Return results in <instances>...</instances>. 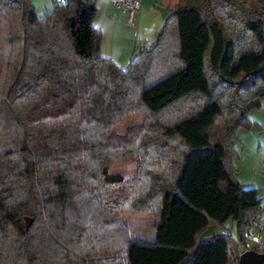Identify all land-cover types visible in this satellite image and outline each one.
<instances>
[{
    "label": "trees",
    "instance_id": "1",
    "mask_svg": "<svg viewBox=\"0 0 264 264\" xmlns=\"http://www.w3.org/2000/svg\"><path fill=\"white\" fill-rule=\"evenodd\" d=\"M96 14L97 0L42 17L0 0V264L264 254L246 237L263 199L233 165L264 102V0H180L125 70L101 56ZM130 162L132 177L109 174ZM124 215L150 218L154 238L132 237ZM228 220L234 236L217 231Z\"/></svg>",
    "mask_w": 264,
    "mask_h": 264
},
{
    "label": "crops",
    "instance_id": "2",
    "mask_svg": "<svg viewBox=\"0 0 264 264\" xmlns=\"http://www.w3.org/2000/svg\"><path fill=\"white\" fill-rule=\"evenodd\" d=\"M29 1L38 16H43L54 6L53 0ZM139 2L140 9L130 21L128 15L116 6L115 0H97L93 27L102 36L101 56L114 62L121 70L128 67L142 46L154 42L157 32L180 0ZM248 119L253 127L249 130L239 129L234 141L237 150V157L233 160L235 177L242 188L256 189L264 206V102L259 109L249 112ZM257 223L259 228L254 231L253 239L247 241H255L258 250L264 252V213Z\"/></svg>",
    "mask_w": 264,
    "mask_h": 264
},
{
    "label": "rangeland",
    "instance_id": "3",
    "mask_svg": "<svg viewBox=\"0 0 264 264\" xmlns=\"http://www.w3.org/2000/svg\"><path fill=\"white\" fill-rule=\"evenodd\" d=\"M39 17H42V14H39ZM108 37V36H107ZM125 68V67H124ZM126 69V68H125ZM134 122H128L126 125L122 126L119 129V133H123L125 128ZM136 164L133 162L124 163V164H116L109 167L108 172L112 175H120L124 178H130L135 173ZM124 224L128 227L130 235L136 239H153L155 235V231L152 227V220L150 218H142V217H134L129 215H124L122 217ZM236 224L228 220L224 225L219 226L217 231L220 233H230L232 236L235 235ZM215 229L209 227L208 230L204 232L206 237L215 233ZM149 235V236H147Z\"/></svg>",
    "mask_w": 264,
    "mask_h": 264
},
{
    "label": "built area",
    "instance_id": "4",
    "mask_svg": "<svg viewBox=\"0 0 264 264\" xmlns=\"http://www.w3.org/2000/svg\"><path fill=\"white\" fill-rule=\"evenodd\" d=\"M64 0H53L54 4H62ZM116 6L128 15V19L131 21L134 18L135 13L140 9L139 0H115ZM259 228L257 221L252 222L250 228L247 231L246 237L248 240L253 239L254 231Z\"/></svg>",
    "mask_w": 264,
    "mask_h": 264
},
{
    "label": "water",
    "instance_id": "5",
    "mask_svg": "<svg viewBox=\"0 0 264 264\" xmlns=\"http://www.w3.org/2000/svg\"><path fill=\"white\" fill-rule=\"evenodd\" d=\"M31 220L29 218L25 219L26 228L29 227ZM239 264H264V254L253 251L245 250L238 255Z\"/></svg>",
    "mask_w": 264,
    "mask_h": 264
}]
</instances>
